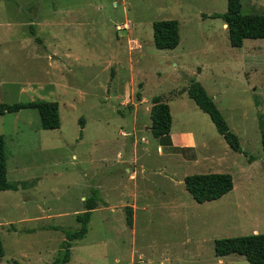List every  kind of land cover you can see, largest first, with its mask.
Returning <instances> with one entry per match:
<instances>
[{"label":"rangeland","instance_id":"rangeland-1","mask_svg":"<svg viewBox=\"0 0 264 264\" xmlns=\"http://www.w3.org/2000/svg\"><path fill=\"white\" fill-rule=\"evenodd\" d=\"M240 6L264 13V0ZM225 10L226 0H0V103L56 102L59 115L54 130H42L33 109L0 116L6 179L16 187L0 191V264H52L61 230L76 228L92 189L98 205L66 264H246L215 257L213 241L264 234V39L230 43L220 19L202 17ZM159 20L177 21L176 45L153 44ZM191 81L243 153L187 97ZM154 96L169 108L168 139L193 138L195 149L180 153L192 161L136 129H149ZM207 173L230 175L232 189L195 203L180 179Z\"/></svg>","mask_w":264,"mask_h":264},{"label":"trees","instance_id":"trees-1","mask_svg":"<svg viewBox=\"0 0 264 264\" xmlns=\"http://www.w3.org/2000/svg\"><path fill=\"white\" fill-rule=\"evenodd\" d=\"M240 0H226V10L223 13H212L202 15L210 19H220L227 33L230 43L238 44L244 39H264V13L241 14ZM152 42L157 46H174L179 40L176 20L152 21ZM32 35L34 32L30 29ZM36 41L38 42L37 38ZM187 97L195 106L204 113L212 123L215 132L221 136L226 145L233 152L243 153L239 147L238 139L225 123L218 109L212 100L206 95L201 85L191 81L185 89ZM137 101L139 94L135 95ZM23 109L36 111L39 126L42 130H54L59 128L58 105L56 102L42 100L16 102L12 104L0 103V116L5 113H16ZM149 131L150 134L160 141L161 145L168 141L171 117L166 103L161 97L151 98L149 108ZM82 123V119L79 120ZM261 146V167L264 171V129L259 130ZM248 162L253 159L247 158ZM185 191L191 199L198 204L211 202L219 199L232 189V180L228 174H192L186 175L182 180ZM16 190L15 185L7 182L5 170L4 141L0 136V191ZM99 202L98 192L90 190L89 195L82 200L83 211L76 213L74 221L77 224L75 229L61 230L63 240L60 242L57 254L52 264H66L69 260V249L74 241L81 240L86 232L91 212ZM125 222L131 226V208L125 207ZM230 254L242 256L246 264H264V234H250L233 238H222L213 241V255L221 258ZM3 256V249L0 241V258Z\"/></svg>","mask_w":264,"mask_h":264},{"label":"crops","instance_id":"crops-1","mask_svg":"<svg viewBox=\"0 0 264 264\" xmlns=\"http://www.w3.org/2000/svg\"><path fill=\"white\" fill-rule=\"evenodd\" d=\"M177 27H178V23H177ZM220 29L221 30H225V25H224L223 22L221 23ZM140 128L143 129V130H149V129H147L148 128L147 125H143V126H141L139 128L137 127L136 129H140ZM195 145L196 144H195L193 138H191L190 135L188 136L186 133H178L172 139L169 138L168 141L165 144L158 145V147L162 146L163 147L162 152H166L167 155L177 156L178 158H180L182 161L185 162V161H192V160L181 157L180 153L184 149H188V150L195 149ZM159 152L161 153V150ZM129 177H131V176H129ZM165 177H167L168 180L170 182H172V183H175V181H176V179L173 177V175L165 174ZM184 177H181V179H180L181 183H182V180H183ZM132 202H133V204L136 203L134 198H133ZM130 208H131V216H132V213L136 209V207L131 204ZM254 233H256V232H254Z\"/></svg>","mask_w":264,"mask_h":264}]
</instances>
